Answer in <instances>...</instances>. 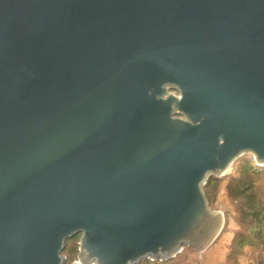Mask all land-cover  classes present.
Listing matches in <instances>:
<instances>
[{
    "label": "water",
    "instance_id": "water-1",
    "mask_svg": "<svg viewBox=\"0 0 264 264\" xmlns=\"http://www.w3.org/2000/svg\"><path fill=\"white\" fill-rule=\"evenodd\" d=\"M264 166V0H0V264L167 262Z\"/></svg>",
    "mask_w": 264,
    "mask_h": 264
},
{
    "label": "rangeland",
    "instance_id": "rangeland-1",
    "mask_svg": "<svg viewBox=\"0 0 264 264\" xmlns=\"http://www.w3.org/2000/svg\"><path fill=\"white\" fill-rule=\"evenodd\" d=\"M251 165L259 175L255 179L257 197L264 204V166L256 165L254 155L245 153L232 164L228 173L220 178H212L204 187V193L212 211L223 214L224 226L218 239L202 253L193 248L185 250L167 262L143 261L140 264H264V223L262 226L241 217L239 201L228 195L227 184L231 177L238 176L241 168ZM80 235L69 239L63 256L67 264L79 261Z\"/></svg>",
    "mask_w": 264,
    "mask_h": 264
},
{
    "label": "trees",
    "instance_id": "trees-1",
    "mask_svg": "<svg viewBox=\"0 0 264 264\" xmlns=\"http://www.w3.org/2000/svg\"><path fill=\"white\" fill-rule=\"evenodd\" d=\"M258 175L257 169L251 165H247L241 168L238 176L230 178L227 189L228 195L233 201L240 200L241 205L239 206V210L241 217L245 219L250 218L258 226H262L264 223V204L258 199L255 187V179Z\"/></svg>",
    "mask_w": 264,
    "mask_h": 264
}]
</instances>
